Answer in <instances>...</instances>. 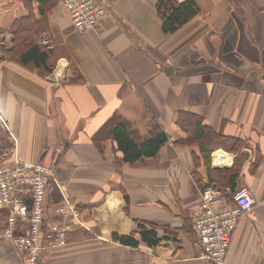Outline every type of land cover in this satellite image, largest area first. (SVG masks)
Masks as SVG:
<instances>
[{
  "label": "crops",
  "instance_id": "1",
  "mask_svg": "<svg viewBox=\"0 0 264 264\" xmlns=\"http://www.w3.org/2000/svg\"><path fill=\"white\" fill-rule=\"evenodd\" d=\"M105 1V17L83 32L59 4L46 14L39 43L59 56L41 75L4 56L10 24L27 10L0 0V163L17 157L51 167L52 201L62 203L63 194L76 203L88 229L72 231L41 264H127L128 250L136 264H204L192 213L202 186L231 202L232 169L234 188L246 186L255 204L238 220L225 264H264V0H192L198 14L172 34L161 30L156 0ZM179 111L243 148L215 149L205 163L198 145L175 144L184 137ZM114 114L142 138L150 121L164 131L156 163L116 164L109 141L99 152L91 138ZM135 220L158 225L169 239L137 249L111 240L129 234ZM0 225L1 235V215Z\"/></svg>",
  "mask_w": 264,
  "mask_h": 264
},
{
  "label": "built area",
  "instance_id": "2",
  "mask_svg": "<svg viewBox=\"0 0 264 264\" xmlns=\"http://www.w3.org/2000/svg\"><path fill=\"white\" fill-rule=\"evenodd\" d=\"M58 4L73 29L80 32L94 29L110 8L105 0H58ZM54 182L52 168L42 163L24 162L17 157L10 163H0L2 235L23 256L24 264H41L50 250L67 245L72 231L87 229L76 203L62 193V203L53 214L46 211V188ZM199 195L192 213V229L201 249L200 258L204 264H225L237 222L253 208L255 200L246 186H237L231 191L228 205L222 194L211 186L202 188Z\"/></svg>",
  "mask_w": 264,
  "mask_h": 264
},
{
  "label": "trees",
  "instance_id": "3",
  "mask_svg": "<svg viewBox=\"0 0 264 264\" xmlns=\"http://www.w3.org/2000/svg\"><path fill=\"white\" fill-rule=\"evenodd\" d=\"M19 1L23 3L27 14L15 19L10 24L12 47L3 52L4 56L23 67L37 70L41 75H47L53 70L59 54L56 48H48L46 45L40 44L36 37L48 30L45 22L46 14L57 6L58 0H35V9L39 18L34 16V7L32 6V3H35L34 0ZM156 10L161 19V30L164 34L174 33L199 12L198 6L192 0H156ZM176 125L184 133V137L177 140L175 144L178 146L198 145L205 163L208 162L209 155L215 149L221 148L227 152H233L243 148V144L237 139L220 132H214L204 123L203 118L196 114L179 111ZM91 140L101 154L104 143L111 142L114 152L113 161L116 164L139 163L144 165L154 164L158 161L160 149L168 141V138L153 121L149 122L148 137L142 138L128 121L114 114L98 128ZM117 153H119V157L116 155ZM194 158L198 163L197 158ZM145 159H149V161L146 162ZM240 163L234 165L237 167ZM235 172L236 170L233 169L229 171L228 184L231 190L234 189ZM124 197L127 196L124 195ZM185 227L184 225L182 231L185 230ZM157 229L158 225L154 223L135 220L134 228L129 234L112 233L111 240L131 249H137L141 245L153 248L160 241L169 239L168 236H159ZM191 230L193 231L192 228ZM18 257L24 264L23 256Z\"/></svg>",
  "mask_w": 264,
  "mask_h": 264
},
{
  "label": "rangeland",
  "instance_id": "4",
  "mask_svg": "<svg viewBox=\"0 0 264 264\" xmlns=\"http://www.w3.org/2000/svg\"><path fill=\"white\" fill-rule=\"evenodd\" d=\"M40 37H41V35L40 36L37 35L36 40L38 41V39ZM4 51H6V49L2 50V52H4ZM55 65L56 64H54V67H55ZM46 190H47V197L45 198V204H46V206H50V207H52L55 210V208L58 205H60L61 203H59V201H56V202L52 201V195H51L52 194V189L50 188V185L47 186ZM1 225H2V223H1ZM1 225H0V227H1ZM5 242L6 243L8 242L10 244L11 253H9L8 249H6ZM18 256L19 255H18V253H16V251L13 248L12 244L6 238H4L3 235L1 234L0 235V264H21V262L19 261V257ZM136 262H137V260L135 259L134 254L130 250H128L127 264H136Z\"/></svg>",
  "mask_w": 264,
  "mask_h": 264
},
{
  "label": "water",
  "instance_id": "5",
  "mask_svg": "<svg viewBox=\"0 0 264 264\" xmlns=\"http://www.w3.org/2000/svg\"><path fill=\"white\" fill-rule=\"evenodd\" d=\"M28 203H30V201H28Z\"/></svg>",
  "mask_w": 264,
  "mask_h": 264
}]
</instances>
